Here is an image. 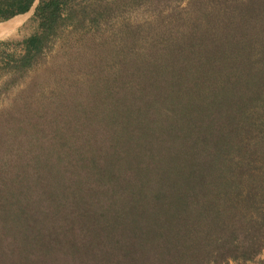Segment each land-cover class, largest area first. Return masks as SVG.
Returning a JSON list of instances; mask_svg holds the SVG:
<instances>
[{"label":"trees","instance_id":"16d2710c","mask_svg":"<svg viewBox=\"0 0 264 264\" xmlns=\"http://www.w3.org/2000/svg\"><path fill=\"white\" fill-rule=\"evenodd\" d=\"M175 1L36 0L0 39V95L34 71L0 107V264H264V0Z\"/></svg>","mask_w":264,"mask_h":264},{"label":"rangeland","instance_id":"374dc122","mask_svg":"<svg viewBox=\"0 0 264 264\" xmlns=\"http://www.w3.org/2000/svg\"><path fill=\"white\" fill-rule=\"evenodd\" d=\"M185 0H178L175 1L174 4L182 5L184 4ZM173 2V1H172ZM36 3V0H34L31 7L22 14H15L5 20L0 21V39L5 38H21L28 32V28L25 26L26 19L28 16L32 13L33 6ZM162 8H165L164 6ZM121 11L118 12L117 15H115V18L112 21V27L116 24H118L121 20H126L128 22H145L147 21V18H149V11L147 10V6L143 5L142 3L137 5H132L130 7H127L125 9H120ZM16 16V17H14ZM13 17V18H12ZM11 18V19H10ZM9 19V20H8ZM7 20V21H6ZM65 29L60 30V34ZM59 38H55V42L52 43L53 47L51 51L56 47ZM46 57V56H45ZM47 58V57H46ZM45 63V62H44ZM43 63V64H44ZM42 67V64L35 66L34 70H38ZM34 71H29L25 76L17 83L12 85L8 91H6L4 94L0 95V107L3 105H6L7 102L10 100L12 95L15 93L17 89H19L25 82H27ZM8 77V74L6 72L0 73V84L3 80H5ZM264 256V246L262 247L260 253L257 255L255 259H260ZM254 261H250L247 264H256ZM227 264H235L234 261L229 260Z\"/></svg>","mask_w":264,"mask_h":264}]
</instances>
